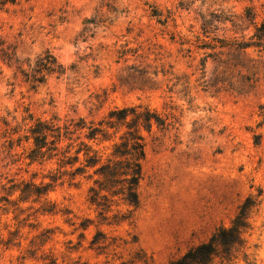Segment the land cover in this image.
Here are the masks:
<instances>
[{
	"label": "rangeland",
	"instance_id": "obj_1",
	"mask_svg": "<svg viewBox=\"0 0 264 264\" xmlns=\"http://www.w3.org/2000/svg\"><path fill=\"white\" fill-rule=\"evenodd\" d=\"M263 25L264 0L0 5V264H166L229 227L249 196L244 243L211 264H264ZM46 51L65 74L34 85L25 73ZM132 105L165 120L144 132L137 207L104 212L89 200L94 168L71 181L60 155L32 159L36 118L98 124ZM73 140L70 156L83 140L111 151L84 131L62 146Z\"/></svg>",
	"mask_w": 264,
	"mask_h": 264
},
{
	"label": "trees",
	"instance_id": "obj_2",
	"mask_svg": "<svg viewBox=\"0 0 264 264\" xmlns=\"http://www.w3.org/2000/svg\"><path fill=\"white\" fill-rule=\"evenodd\" d=\"M21 1L30 0H0V5L16 4ZM246 46L238 45L239 48ZM129 51V49L122 51L120 58H124ZM65 71L66 68L56 56L46 51L36 60L35 68L25 75L28 81L36 85V83H43L49 74L60 77L65 74ZM60 121L61 118L57 115L51 120L36 118V123L30 128L35 144L32 159L60 155L59 166L64 169L61 174L68 173L71 181L81 173H85L86 169L94 168V173L99 175V178L94 180L98 186L93 185L89 188V200L92 204L102 207L104 212H109L112 206L118 203L117 199L137 207L138 188L143 176V161L146 157L144 132H150L154 125H164L163 117L147 106L132 105L111 110L98 124L87 122L84 118L66 119L64 123ZM82 131L89 141H112L110 153L104 158L99 149L83 140L75 149L73 156L67 155L68 150L74 147L75 140L67 146H62L63 140L65 138L71 140L74 135H81ZM80 153L84 156L81 165L69 172L67 165L73 166L78 162ZM54 180L56 182L58 177ZM51 186L52 183L35 186L36 189L33 191L23 190L22 194L41 196L46 194ZM254 204V197L249 196L240 206L229 227H220L207 241L193 246L179 258L170 260L166 264H211L221 251L230 254L236 245H242L245 241L244 233L250 227V210ZM113 217L119 220L127 216L120 215L117 211Z\"/></svg>",
	"mask_w": 264,
	"mask_h": 264
}]
</instances>
